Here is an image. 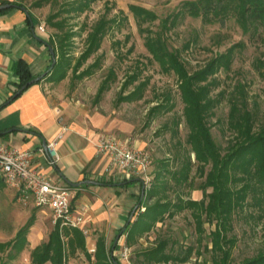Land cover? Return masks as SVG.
Here are the masks:
<instances>
[{"label": "rangeland", "instance_id": "1", "mask_svg": "<svg viewBox=\"0 0 264 264\" xmlns=\"http://www.w3.org/2000/svg\"><path fill=\"white\" fill-rule=\"evenodd\" d=\"M182 1L93 0L88 9L76 14L66 10L71 0H50L44 4L40 13L44 28L54 41L67 37V40L62 42L66 44L69 55L67 63L71 67L65 76L69 95L80 100L89 109L95 108L102 114L116 119L118 126L124 128L126 134L139 139L140 147L150 154L151 160L147 189L152 186L162 187L164 182L165 193L172 202L178 195L193 200L201 199L200 185L204 177L195 172L194 155L186 142L188 130L183 118V104L179 96L176 75L173 72L162 71L156 62L151 61V56L144 46L146 32H141L137 26L128 8L130 4L142 6L156 13L157 19L149 25L144 23L142 28L148 25L150 30L161 34L170 49L179 51L180 58L189 71L203 66L215 52H222L238 42L243 44L236 48L230 68L220 69L216 73L220 85L212 90L213 95L221 89L226 90L225 96L213 109L214 114L208 118L211 135L222 153L225 152L231 136L225 126L229 109L227 95L237 82L245 84L248 106L256 113V124L264 123V77L255 69L257 60H264V39L250 37L232 16L224 21L208 23L188 13L176 15ZM50 14H56L53 21L61 22L60 29L48 26L47 18ZM104 15L108 19H123L113 23L104 36L99 50L82 63L77 71L72 70L85 49L84 40L88 28ZM165 19L168 20L166 28L162 26ZM187 43L189 46L185 47ZM96 58L99 59L98 66L90 74L77 78L79 72ZM132 76L136 77L131 79ZM104 81H107V86L98 96V90ZM142 82H145V85L140 99L133 101L122 99ZM167 94L172 107L151 114L149 109L152 106L167 102ZM175 122H178L177 125ZM187 157H190L193 163L188 179L185 183L177 184L174 177L179 175ZM155 201L154 198L145 202L151 205ZM4 208V206L0 208V242L11 241L15 228H22L19 225L21 220H7L6 211L2 214ZM142 210L141 208L140 211ZM249 212L252 216L247 215ZM35 215V231L45 240L54 226L53 218L49 210L36 209ZM11 216H15L13 212ZM136 217L137 210L133 212L130 221ZM214 224L215 220L204 223V239L199 247L195 244L197 235L190 211L184 209L173 216H168L165 212L162 221L156 222L149 231L133 233L130 239L125 232L116 254L121 264H147L142 252L153 247L160 239H165L167 251H177L191 244L199 249L200 255L192 254L190 259L182 264H211V253L208 250L211 245L209 233L214 229ZM227 236L233 238L228 264H239L244 259L254 256L259 250L264 249V211L250 207L245 208L243 212H236ZM109 243L108 241L107 244ZM125 246L128 252L122 255L121 249ZM0 254L5 257L7 251ZM88 262L87 256L79 248H75V251L67 256V264Z\"/></svg>", "mask_w": 264, "mask_h": 264}, {"label": "trees", "instance_id": "2", "mask_svg": "<svg viewBox=\"0 0 264 264\" xmlns=\"http://www.w3.org/2000/svg\"><path fill=\"white\" fill-rule=\"evenodd\" d=\"M92 1L71 0L68 4L69 8L66 10L80 14L90 7ZM47 2L50 0H36L32 5L41 6ZM8 4L11 7L22 8V4L18 2ZM128 8L140 31L146 32L144 46L151 56V61L156 62L162 71L173 72L176 75L179 96L183 104V118L188 130L186 142L190 146V152L194 155L195 172L204 177L200 185L202 198L193 200L178 195L172 202L169 195L165 193L164 182L162 187L152 186L149 190H143V194L140 195L136 203L138 204L136 207L137 217L120 228L119 237L115 243L116 237L112 239L110 244H107L103 236H98L95 251L91 255L86 250L85 238L80 229L60 227L59 223H55L47 240L31 250V263L67 264L68 254L73 253L75 248H79L87 256L88 264H121L118 254H116L120 247L118 241L121 235L126 232L130 239L133 233L147 232L156 222L162 221L165 212L168 216H173L175 213L187 209L193 218L194 230L197 235L195 244L199 247L204 239V223L215 220V227L209 233L210 261L211 264H228L233 238L228 237L227 232L231 228L233 215L250 207L264 211V123L256 124V113L248 106L245 84L237 82L227 95L229 109L225 126L230 131L231 136L224 153L214 141L208 124V118L214 114L213 109L226 94V90L223 89L214 95L212 94V90L220 85L216 73L220 69L228 70L230 68L236 48L243 44L238 42L222 52L217 51L203 66L189 71L181 60L179 51L170 49L162 35L153 32L148 27L157 19L156 13L135 4H130ZM185 13L192 17H200L202 21L208 23L224 21V19L232 16L250 37L264 39V0H183L176 15ZM55 15L50 14L48 16L47 24L50 27L60 29L61 22L53 21ZM27 17L31 22L29 14ZM122 19H108L104 15L88 28L84 40L85 49L81 52L72 70L77 71L82 63L99 50L107 31L113 23H118ZM167 21L166 19L162 21L164 28H166ZM144 23L148 25L142 28ZM65 40H67L65 36L58 41H54L52 36L47 40L48 45H51L54 50L56 62L52 67L50 64L42 78L36 82L42 79L58 82L65 78L67 70L71 69L70 64L67 63L69 55L66 51V44L62 42ZM188 46L187 43L185 47ZM98 61L99 59L96 58L76 77L80 79L90 74L98 66ZM255 69L260 76L264 77V60L258 59ZM15 72L19 78L18 89L35 78L29 73L26 62L22 60L16 62ZM135 77L132 76L131 79ZM106 83L107 81H104L100 86L98 96L106 88ZM30 85L26 86L20 93ZM144 85L145 82L138 84L122 99L127 101L140 99ZM20 93L15 96L12 95L10 99L15 98ZM169 100L167 94V102L155 104L149 109L150 113L153 114L160 109H170L172 104L168 102ZM177 123L175 122L176 125ZM192 165L190 157H187L179 175L174 177L177 184L187 181ZM207 167L208 169H206ZM145 198L146 200L155 198L156 201L148 205ZM141 208L142 211H140ZM247 215L252 216L251 212ZM33 220L34 217L31 216L13 240L0 242V253L7 251L5 257L0 254V264H10L23 249L26 241L25 234ZM204 247L207 248V246ZM166 248L167 241L160 239L153 247L142 252L143 259L147 264H182L187 262L192 254H201L199 249L192 244L177 251H167ZM239 264H264V249L259 250L254 256L244 259Z\"/></svg>", "mask_w": 264, "mask_h": 264}, {"label": "crops", "instance_id": "3", "mask_svg": "<svg viewBox=\"0 0 264 264\" xmlns=\"http://www.w3.org/2000/svg\"><path fill=\"white\" fill-rule=\"evenodd\" d=\"M35 1L0 0V5L21 3V7L26 10L16 6L0 9V142L34 151L33 164L40 167L53 182L70 187L71 208L74 211L86 210L87 232L83 235L86 250L92 255L98 236H103L106 243H111L120 228L127 223L142 189L147 190L148 182L142 176H126L113 167L108 156L97 151V141L104 134H112L132 146L141 147L139 139L126 134L125 129L118 126L116 119L95 108L89 109L80 100L69 95L66 78L58 82L42 79L10 99L18 89L19 78L15 72L18 60L26 62L33 77L45 73L51 64L47 48V40L51 36L40 18L45 3L33 6ZM27 14L30 15L31 22ZM40 26L43 30L39 29ZM56 106L61 111L59 119L54 112ZM52 139H57L59 156L53 165L37 152L39 147ZM1 206L5 207L2 214L6 211L7 220L22 221L19 223L20 227L31 216L34 217L25 234L23 249L11 261V264H32L31 250L47 240L35 231V211L49 209L35 207L32 203L23 205L17 202L15 189L2 181L0 208ZM12 212L14 217H10ZM19 229L15 228L12 240ZM94 231L97 232L94 234ZM123 235L119 238V245Z\"/></svg>", "mask_w": 264, "mask_h": 264}, {"label": "built area", "instance_id": "4", "mask_svg": "<svg viewBox=\"0 0 264 264\" xmlns=\"http://www.w3.org/2000/svg\"><path fill=\"white\" fill-rule=\"evenodd\" d=\"M43 30V27H39ZM59 119L61 111L54 107ZM57 139L47 141L37 152L49 163L58 160ZM98 152L108 156L110 164L126 176H142L148 179L150 154L142 149L121 141L112 134L102 135L96 144ZM34 151L18 149L0 142V181L14 188L17 202L35 207H46L50 210L53 223L60 227H75L87 232L86 210L74 211L71 208L72 191L69 186L53 182L40 167L33 164ZM128 248L121 249L126 255Z\"/></svg>", "mask_w": 264, "mask_h": 264}, {"label": "water", "instance_id": "5", "mask_svg": "<svg viewBox=\"0 0 264 264\" xmlns=\"http://www.w3.org/2000/svg\"><path fill=\"white\" fill-rule=\"evenodd\" d=\"M8 7H10V4H3V5H0V9H4V8H8ZM22 9H23V11H25V8L22 7ZM47 48H48V50H49V52H50V55H51V67H52V66L55 64V62H56V59H55V56H54V50H53V48L51 47V45H48V44H47ZM44 74H45V73H43V74H41V75H39V76H37V77H35V78L29 80L27 83H25L24 85H22V86L17 90V92H16L15 94H13V96H15L16 94L20 93V91H22V90H23L26 86H28L29 84H32V83H34V82L40 80ZM70 184L73 185V186H77V185H78L77 183H70ZM143 190H144V188L142 189V194H143ZM137 205H138V204H136L135 207L132 209V212L130 213V215H129L128 219H127V223L130 221L131 216H132L133 212L136 210ZM118 237H119V234L116 236V238H115V240H114V243L118 240ZM115 264H117V263H115Z\"/></svg>", "mask_w": 264, "mask_h": 264}]
</instances>
